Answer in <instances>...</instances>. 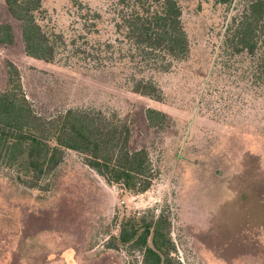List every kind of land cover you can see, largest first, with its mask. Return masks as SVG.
Returning <instances> with one entry per match:
<instances>
[{
    "label": "rangeland",
    "instance_id": "obj_1",
    "mask_svg": "<svg viewBox=\"0 0 264 264\" xmlns=\"http://www.w3.org/2000/svg\"><path fill=\"white\" fill-rule=\"evenodd\" d=\"M177 2L189 55L159 73L139 64L118 27L116 0H42L39 24L57 41L48 65L28 58L20 24L0 0V23L15 36L0 44V92L11 62L39 115L116 113L130 128L131 148L146 149L155 171L151 187L133 194L69 150L36 188L0 166V264H140L141 252L116 237L123 220L150 212L169 215L180 264H264V96L221 53L239 6ZM141 77L154 79L162 103L131 93ZM149 107L166 115L164 128L149 125Z\"/></svg>",
    "mask_w": 264,
    "mask_h": 264
},
{
    "label": "trees",
    "instance_id": "obj_2",
    "mask_svg": "<svg viewBox=\"0 0 264 264\" xmlns=\"http://www.w3.org/2000/svg\"><path fill=\"white\" fill-rule=\"evenodd\" d=\"M236 2L239 9L225 27L221 53L228 62L235 60L242 65L249 86L257 95L262 92L264 96V0ZM4 3L10 16L20 24L28 58L46 65L53 63L57 41L39 24L42 0H4ZM116 3L118 27L142 67L166 73L174 62L187 59L189 40L177 0H116ZM14 39L12 26L0 23V44L10 45ZM7 75V87L0 92V166L14 170L23 185L38 187L62 163L69 150L81 155L84 164L108 184L133 194L144 193L151 187L155 171L150 155L146 149L131 148L130 128L116 113L105 115L94 109L69 108L50 117L39 115L24 92L19 70L11 62L7 63ZM130 91L154 104L164 100L152 77L135 80ZM145 115L151 127H165L166 115L160 109L149 107ZM148 215L123 220L117 242L141 252L140 264H180L172 256L175 245L169 215L163 212Z\"/></svg>",
    "mask_w": 264,
    "mask_h": 264
}]
</instances>
